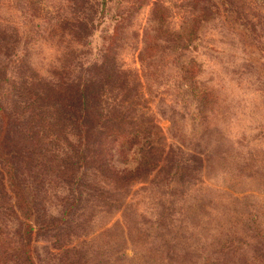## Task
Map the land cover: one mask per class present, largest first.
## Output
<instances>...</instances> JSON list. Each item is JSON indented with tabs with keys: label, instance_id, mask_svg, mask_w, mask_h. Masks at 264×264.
Masks as SVG:
<instances>
[{
	"label": "rangeland",
	"instance_id": "rangeland-1",
	"mask_svg": "<svg viewBox=\"0 0 264 264\" xmlns=\"http://www.w3.org/2000/svg\"><path fill=\"white\" fill-rule=\"evenodd\" d=\"M28 1L39 2L0 0L6 104L26 66L55 82L86 75L116 25L114 62L132 86L151 3L170 7L171 31L193 13L186 0H105L103 10L101 0H52L64 17L89 22L69 34L55 17L45 24L27 11ZM212 1L210 18L180 57L196 62L209 113L185 105L164 75L151 96L137 88L128 114L160 128L155 143L165 170L124 185L85 168L70 183L47 179L33 200L37 264H264V0ZM4 214L13 229L14 217Z\"/></svg>",
	"mask_w": 264,
	"mask_h": 264
},
{
	"label": "trees",
	"instance_id": "trees-1",
	"mask_svg": "<svg viewBox=\"0 0 264 264\" xmlns=\"http://www.w3.org/2000/svg\"><path fill=\"white\" fill-rule=\"evenodd\" d=\"M38 1H28L27 11L36 12L45 24L55 17L69 34L89 25L72 14L64 17L63 7L52 0ZM72 1L63 3L70 5ZM186 1L193 13L183 17L177 31L166 25L170 7L159 1L151 3L137 55L140 68L134 71L132 86L114 62L116 25L102 60L86 75L55 82L26 66L11 102L0 99V264H37L34 242L40 228L33 225L31 217L37 190L47 179L70 183L85 168L124 185L165 170V152L155 143L160 128L128 114L126 102L137 88L142 95L148 91L151 96L152 85L156 88V79L164 75L168 88L185 105L191 101L197 113H209L205 111L208 100H204L196 79V62L180 57L196 38L198 25L210 18V8L216 5L212 0ZM104 5L105 0L98 4L101 10ZM67 9L73 11L72 7ZM7 34L8 29L0 30V43L5 44ZM6 73L7 68L0 65V87L7 81ZM71 136L74 141H69ZM62 144L67 148L63 152ZM6 210L14 217L13 229L7 228Z\"/></svg>",
	"mask_w": 264,
	"mask_h": 264
}]
</instances>
